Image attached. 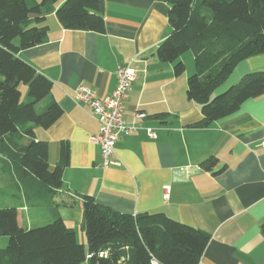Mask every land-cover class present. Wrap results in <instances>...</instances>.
I'll list each match as a JSON object with an SVG mask.
<instances>
[{"label": "crops", "instance_id": "0c3cea01", "mask_svg": "<svg viewBox=\"0 0 264 264\" xmlns=\"http://www.w3.org/2000/svg\"><path fill=\"white\" fill-rule=\"evenodd\" d=\"M98 1L105 32L66 29L52 13L46 20L48 40L19 53L53 82L50 96L41 102L52 98L63 109L52 126L34 129L35 139L47 142L54 164L61 143L69 144L64 184L54 198L60 217L87 246L81 224L83 195L89 194L121 213L162 211L208 232L211 239L199 264H264V94L229 116L199 125L201 107L187 96L188 78L196 71L194 55L176 76L174 63L155 54L172 30L169 0ZM128 64L137 78L124 102L126 117L133 120L137 111L147 116L139 129L119 137L115 159L121 165L104 167L101 147L92 141L100 122L89 107L77 104L74 94L85 84L99 98L108 97L117 84V67ZM258 70H264V54L240 61L215 93ZM211 156L218 163L207 170L201 164ZM8 162L0 153V186L8 192L17 188L20 198L8 206L19 207L20 225L26 228L25 217L31 228V207L49 220L46 200H32Z\"/></svg>", "mask_w": 264, "mask_h": 264}, {"label": "trees", "instance_id": "16d2710c", "mask_svg": "<svg viewBox=\"0 0 264 264\" xmlns=\"http://www.w3.org/2000/svg\"><path fill=\"white\" fill-rule=\"evenodd\" d=\"M171 33L156 48L157 57L174 63L176 76L186 70L182 55L191 51L196 71L187 81V96L201 107L206 126L236 112L246 100L264 94V70L245 74L216 94L237 64L264 54V0H169ZM66 29L105 32L98 0H0V153L9 160L24 192L46 200L48 223L24 228L19 207H0V264H199L211 239L208 232L169 217L165 212L126 214L83 195L81 228L87 246L62 220L54 202L69 164V144L50 169L48 144L35 139V127L49 128L63 114L50 98L53 82L23 60L22 50L48 40V15ZM27 86L23 99L21 86ZM24 138H28L25 142ZM215 156L202 162L207 170ZM105 252V255H101Z\"/></svg>", "mask_w": 264, "mask_h": 264}, {"label": "built area", "instance_id": "2783aa9c", "mask_svg": "<svg viewBox=\"0 0 264 264\" xmlns=\"http://www.w3.org/2000/svg\"><path fill=\"white\" fill-rule=\"evenodd\" d=\"M116 77L115 89L104 99L99 98L96 92L85 84H80L74 94L77 104L89 107L92 115L100 122V132L92 138V141L101 147L102 166L104 167L121 165V162L115 159L119 137L139 129L140 122L147 116L146 113L137 111L134 119L130 121L125 114L124 102L137 78V70L131 64L119 65ZM148 132L150 136L156 137L152 129L148 128ZM261 145L264 146V140ZM101 255H105V252ZM153 264L160 263L154 260Z\"/></svg>", "mask_w": 264, "mask_h": 264}, {"label": "rangeland", "instance_id": "374dc122", "mask_svg": "<svg viewBox=\"0 0 264 264\" xmlns=\"http://www.w3.org/2000/svg\"><path fill=\"white\" fill-rule=\"evenodd\" d=\"M190 57L193 58V53L191 51H188L181 57V59L185 60V63H186ZM21 89L23 93V99L26 100L27 99V86L22 85ZM42 104H46V102L43 101L39 105L36 106L38 111H41ZM49 161L51 163L50 169H53L56 166V164H54L52 158ZM10 191L11 192H8V188H6L4 184L0 186V207H7L9 205L8 204L9 201H13V203H15L20 198V195L16 187H13ZM10 195H13L15 197L10 198ZM30 209H31V216H32L30 217V219H32V221H30L29 223H30L31 228L41 226V225L48 223V219L44 218L46 217L45 214H42L40 211L36 210L35 207H31ZM46 210H47V207H46ZM24 220L23 222H25L24 224H25V227L27 228V225H29L28 220H26L25 217H24ZM8 239L9 238L6 236H0V247H6L9 241Z\"/></svg>", "mask_w": 264, "mask_h": 264}]
</instances>
